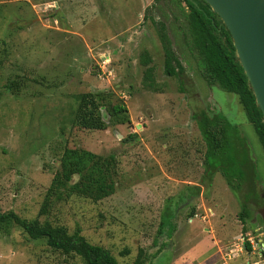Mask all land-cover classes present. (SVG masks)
I'll use <instances>...</instances> for the list:
<instances>
[{"label":"rangeland","instance_id":"374dc122","mask_svg":"<svg viewBox=\"0 0 264 264\" xmlns=\"http://www.w3.org/2000/svg\"><path fill=\"white\" fill-rule=\"evenodd\" d=\"M188 12L184 0H0V213L37 218L66 148L115 154L113 196L98 203L80 197L55 201L40 220L71 234L81 230L119 264H133L140 254L146 264H188L179 255L192 248L194 263L208 264L216 238L206 221L189 222L198 201H188L194 192L182 182L198 184L205 176L207 148L194 115L221 112L249 145L256 184L235 192L220 172L208 174L203 187L209 203L202 212L222 213L229 238L240 233L237 221L248 215L246 227L258 243L250 216L258 212L264 221V208L258 207L264 205V149L238 96L204 80ZM163 38L185 68L181 78L164 71ZM147 51L153 88L142 63ZM13 81L19 88H8ZM101 92H111L114 103L123 101L131 122L113 125L103 107L106 130L75 127L80 97ZM250 235L238 242L250 244ZM200 242L211 249H194ZM248 262L264 264V257L238 249L228 264ZM0 264L85 263L44 240H31L12 223H0Z\"/></svg>","mask_w":264,"mask_h":264},{"label":"trees","instance_id":"16d2710c","mask_svg":"<svg viewBox=\"0 0 264 264\" xmlns=\"http://www.w3.org/2000/svg\"><path fill=\"white\" fill-rule=\"evenodd\" d=\"M184 3L189 9L186 14L190 26L189 35L204 68V80L211 87L218 86L238 96L264 149L263 114L256 104L254 92L238 59L228 29L203 0H184ZM162 42L166 75L181 78L185 73L184 66L173 52L170 41L163 38ZM142 56V63L148 67L145 78L147 85L153 88L154 67L149 66L152 58L148 51ZM8 88L11 90L19 88V84L13 81ZM113 97L111 92L82 95L73 125L92 131L106 130L108 124L103 119V107L106 108L113 125L129 124L131 118L126 104L123 101L114 103ZM194 116L199 121V128L206 143L207 152L204 162L208 174L220 172L235 192L240 191L245 183L249 184L252 190L256 184L255 164L251 158L249 145L238 127L221 112L201 111ZM118 165L115 154L102 156L85 149L66 148L38 217L28 220L15 212L0 213V223H12L22 229L31 240H44L55 252L79 257L85 264H119L110 250L91 244L82 235L81 230L71 234L65 226L40 220V217L48 216L55 201L61 202L71 197H80L98 203L113 196L117 190ZM190 189L194 190L197 196L201 193V188L198 186ZM246 207L242 212L247 215ZM194 216L195 209L190 213L191 218ZM246 218L242 215L241 221L246 222ZM248 249L251 250L250 246ZM146 260V257L143 258L140 254L133 264H146Z\"/></svg>","mask_w":264,"mask_h":264},{"label":"water","instance_id":"95a60500","mask_svg":"<svg viewBox=\"0 0 264 264\" xmlns=\"http://www.w3.org/2000/svg\"><path fill=\"white\" fill-rule=\"evenodd\" d=\"M203 1L231 35L264 123V0Z\"/></svg>","mask_w":264,"mask_h":264},{"label":"crops","instance_id":"0c3cea01","mask_svg":"<svg viewBox=\"0 0 264 264\" xmlns=\"http://www.w3.org/2000/svg\"><path fill=\"white\" fill-rule=\"evenodd\" d=\"M160 169L162 170L161 165H160ZM206 169L207 168L204 169V171H205L204 178L202 180H200V182L198 184H196V183L189 184L190 183L189 181H183L182 182V183H185V185H188L190 188L197 187V186L201 188V193L199 196H197L196 192L192 189H191V191L194 192V196H190L191 194H188V197H187L188 201H191L192 199H195V198H197V201H198L197 206L194 205L193 207H190L191 212L193 209H195V216L193 218L189 219V222L194 223L196 218L201 219L202 223H204L206 221V223L210 226L209 227L210 229H207V230H209L211 232L212 237L216 238V241H214V239H212V241L214 243L212 245V247L216 248V254L210 261H208V264H219L221 261H222L221 264H228V262L233 261V255L234 256L236 255V252L239 249L240 245L244 243V242H241V244H240L238 242V241H240V238H242L244 235L248 236L252 232L250 231L251 229H248V227H246L247 222H243V221H240L238 219L236 231L238 232V230H240V233H236L235 235H233V237L229 238L227 233L224 232L226 230V228L224 227L225 225H222L223 227H221V223L224 221L222 213L221 214H220V212L215 213L213 211V209L210 208L209 211H210L211 217H209V215L203 214L204 211L202 212V208L206 210L208 203H209L204 198L205 191H204V187H203L205 178L208 176V172L206 171ZM168 179H171L173 182L180 183V182L176 181L175 178L169 177ZM248 206H250V205H248ZM258 207L264 208V205H262L261 207L260 206H258ZM253 213L250 216V218L252 220V224L254 226L253 232L259 233V244L263 245L264 244V221L262 223L259 220L260 216H258V214H259L258 212H257V214H255V213L253 214ZM214 218H218V220H215ZM207 219H208V221H207ZM216 233H218V236L216 235ZM232 245L237 247V249L231 248ZM196 248H197V250L200 248H202V250L204 248L205 249L207 248L206 250L208 251L211 249V246H210V244H203L202 242H200V243H197L195 245L194 249H196ZM247 249H248V247H247ZM193 252H194V250L192 248V250H189V251L186 250L184 253H182L179 256H180L181 260H184V262H186L188 264H195L194 261H195L196 257L194 256ZM218 255H219L220 259H217ZM237 257H238V255H237ZM237 257H235V258H237ZM216 259L220 260V261L217 262ZM199 264H204V263H199Z\"/></svg>","mask_w":264,"mask_h":264},{"label":"built area","instance_id":"2783aa9c","mask_svg":"<svg viewBox=\"0 0 264 264\" xmlns=\"http://www.w3.org/2000/svg\"><path fill=\"white\" fill-rule=\"evenodd\" d=\"M105 60H106V58H105ZM108 62L109 61H107V60L106 61L102 60V63H100V66L104 72L106 71V66H107ZM107 72L109 73V71H107ZM255 239H256L255 237L249 236L248 237V243H250V244H247V242H244L242 244V246L239 247V249H240L239 251H244V250L249 251L247 249V247L250 246L251 249L254 250L255 253H259L262 256L263 252H264L263 245L259 244V238L257 239L258 243H255ZM247 264H259V263L248 262Z\"/></svg>","mask_w":264,"mask_h":264},{"label":"flooded vegetation","instance_id":"af4514ba","mask_svg":"<svg viewBox=\"0 0 264 264\" xmlns=\"http://www.w3.org/2000/svg\"><path fill=\"white\" fill-rule=\"evenodd\" d=\"M250 236H252V235H250Z\"/></svg>","mask_w":264,"mask_h":264}]
</instances>
